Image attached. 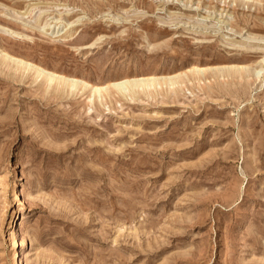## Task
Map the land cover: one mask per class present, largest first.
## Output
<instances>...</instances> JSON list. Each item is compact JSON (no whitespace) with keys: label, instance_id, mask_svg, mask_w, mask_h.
I'll return each mask as SVG.
<instances>
[{"label":"rangeland","instance_id":"rangeland-1","mask_svg":"<svg viewBox=\"0 0 264 264\" xmlns=\"http://www.w3.org/2000/svg\"><path fill=\"white\" fill-rule=\"evenodd\" d=\"M0 264H264V0H0Z\"/></svg>","mask_w":264,"mask_h":264},{"label":"bare ground","instance_id":"bare-ground-1","mask_svg":"<svg viewBox=\"0 0 264 264\" xmlns=\"http://www.w3.org/2000/svg\"><path fill=\"white\" fill-rule=\"evenodd\" d=\"M18 62H20L21 64H24L26 66H29L33 69H35L40 75L42 76H47L49 80L53 81H67L68 86H81L80 84H82L83 86L86 87H90L95 93H102L105 90H108V88L110 87H114L117 88L119 90H123V92L128 89L129 87L131 88V86L135 87V86H143V85H148V86H152L154 83L156 84V82L160 81V80H169L171 85H173L177 79V77H179V74L174 75V76H162V77H156V76H141V77H134V78H123L121 80L118 81H113L110 84L103 86V85H90L88 82L79 79V78H75V77H71V76H65V75H60L54 72H50L48 70H46L45 68L30 62V61H25L22 58H15ZM241 69V68H240ZM36 72V73H37ZM200 73V72H199ZM38 74V76H39ZM180 79V78H179ZM179 82V81H178ZM60 83V82H59ZM62 83V82H61ZM64 83V82H63ZM64 83V84H65ZM85 87V88H86ZM144 87V86H143Z\"/></svg>","mask_w":264,"mask_h":264}]
</instances>
